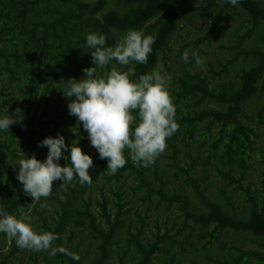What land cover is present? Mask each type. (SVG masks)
Instances as JSON below:
<instances>
[{
	"label": "trees",
	"instance_id": "trees-1",
	"mask_svg": "<svg viewBox=\"0 0 264 264\" xmlns=\"http://www.w3.org/2000/svg\"><path fill=\"white\" fill-rule=\"evenodd\" d=\"M114 1L116 9L105 10L108 0H0L3 23L0 26V96H3L0 116L14 114L16 108L23 111L21 122L11 124L8 132H0V154L11 159L17 157L14 146L21 139L25 140L23 148H27L23 152H29L28 148L38 151L39 141L57 133L69 147L77 144L86 149L87 133L68 114L67 104L72 98L64 97L63 93L67 80L82 78L83 69L96 68L95 75L100 70L91 63L89 53L93 49L85 44L88 33L104 34L105 46H115L129 29L154 35L147 63L134 62L126 67V70L133 67L136 76L157 69L159 59H166L169 41L183 19L191 14L208 15L214 6L219 12L206 36L200 38L202 42L212 33L217 34L225 15L240 8L252 22L263 47L240 50L245 64L226 81L211 82L207 76L186 69L172 78L168 91L179 128L166 139L163 153L167 154L168 162L161 173L158 170L162 163L155 160L150 166L142 167L125 150L126 163L114 174L107 173L106 160H101L105 164L101 169L103 180L95 185L99 199L93 196L91 184H81L74 176L71 182L63 184L59 194L52 191L53 198L49 195L46 199L31 200L15 178L18 166L13 163L0 174V207L17 218L22 210H31L38 217L37 222H41L39 232L58 236L53 246L66 251L45 258L44 264H87L86 251L82 248L85 239L93 243L89 264H153L158 260L157 254L169 252L162 247L164 242L169 246L172 242L180 244L168 232L144 243L143 219L137 211L138 222L129 219L132 210L129 207L134 200L144 206L154 197L157 203L176 204L183 225L178 236L191 230L196 234V244L204 251L196 249L191 264H205L204 259L209 262L206 264H264V178L257 194L251 193L250 185H243L250 159L254 153H260L255 138L257 125L262 124L264 116V2L239 0L233 6L227 0ZM250 35L248 31L237 36L234 48L247 42ZM193 47L198 52L196 43ZM230 64H224L212 77L228 75ZM255 98V113L250 116L247 107ZM132 114L135 118V111ZM199 139L206 140L208 147L202 154L198 148L193 157L192 148ZM181 152L187 159L184 165L179 159ZM40 154H34L35 158ZM61 160L63 166L67 161ZM197 168L201 169L202 178L214 169L229 186L233 185V191L239 192L246 202L245 211L236 213L210 197L206 187L202 188L195 178ZM171 179H181L184 187L174 190L168 186ZM93 199L97 214L93 211L96 209L92 210ZM3 235L0 233V240ZM223 236L236 239L232 243L220 241L224 253L215 258L209 256L215 242ZM242 242L252 243L254 247L242 249ZM4 244L0 243V247ZM19 250L11 240L8 255L0 264L11 262ZM175 257L172 252L167 264H173Z\"/></svg>",
	"mask_w": 264,
	"mask_h": 264
},
{
	"label": "clouds",
	"instance_id": "clouds-1",
	"mask_svg": "<svg viewBox=\"0 0 264 264\" xmlns=\"http://www.w3.org/2000/svg\"><path fill=\"white\" fill-rule=\"evenodd\" d=\"M238 2L227 0L233 6ZM154 42V35H143L133 29H129L115 46H105L106 37L102 33L91 32L85 37L86 46L93 49L89 53L91 63L98 68H105L113 60L121 66H128L131 62L146 64ZM192 56L199 64L196 51L192 52ZM181 60H188L187 51L181 54ZM95 72L96 68L87 67L79 80H67L63 96L72 98L67 104L68 114L74 116L86 131L90 146L96 150L98 158L106 160L109 173L114 174L125 165V150L134 163L147 167L163 153L166 139L179 128L174 119L175 106L169 95L166 75L161 74L159 69H153L136 76L133 67L126 71L112 68L103 76H97ZM22 119L20 108H16L14 114L0 116V132H8L11 124ZM37 147L47 148L43 161L32 155L24 156L15 164L18 166L15 178L31 200L47 198L53 190L54 181L64 184L71 182L75 176L81 184L91 183L89 169L93 167L92 158L83 153L77 144L69 147L64 137L57 133L55 137L48 136L39 141ZM61 159L67 161L63 166L59 163ZM0 233L14 240L18 248L44 250L50 256L66 251L53 246L58 239L55 233L36 232L27 217L21 215L17 218L2 207ZM72 258L78 259L75 255Z\"/></svg>",
	"mask_w": 264,
	"mask_h": 264
},
{
	"label": "rangeland",
	"instance_id": "rangeland-1",
	"mask_svg": "<svg viewBox=\"0 0 264 264\" xmlns=\"http://www.w3.org/2000/svg\"><path fill=\"white\" fill-rule=\"evenodd\" d=\"M258 1L260 3L264 2V0ZM199 6H201V2H199ZM111 9H116L114 0H108V3L105 6V10ZM211 9L212 11L208 15H189V17L183 19L179 23L176 32L172 35L168 44V51L165 53L166 59L163 61L162 58H160L157 65V69L161 70V74L166 75V78L168 79V85L172 82V78L182 74L184 69L191 72L195 71L197 73L205 75L211 82H220L223 80L226 81L229 78H233L235 73L239 71L240 67L244 66L245 64L242 54L239 53L240 50H252V48L263 47L262 43L259 40L258 33L253 28L252 22L240 8H235L228 15H225V21L222 22L221 25L217 28L216 32L218 35L216 33H212L208 40L202 42L200 38L206 36L209 25L212 23L215 14L219 12V8H217L216 6L212 7ZM2 24V20H0V26H2ZM248 31H250L251 34L250 39L244 44H241L238 48H234L236 37L241 36ZM122 38L123 37H120V39ZM195 43L196 48L198 49L197 54L200 60L199 64L196 63V58H194V60H191V58L193 57L192 52L196 51L193 47ZM183 44H185L186 46L183 48V50H181V46ZM185 51L188 52L187 61L181 60V54ZM227 62L231 63L230 65H227L228 75L222 74L220 77H212L213 72H219L221 69H223V65ZM126 67L127 66H121L117 64L115 60H113L109 62L107 67L100 68L97 75L103 76L112 68H116L119 71H126ZM2 97L0 96V99H2ZM256 104V98L251 103H249L247 112L250 116L255 113L254 110L256 109ZM256 134L257 138H255V141L257 143V146L260 147V153H254L252 158L250 159V168L247 170L243 185H250L251 193L257 194L261 190V178H264V116L262 124L257 125ZM84 138L87 140L86 149L83 147V145L77 146L83 153L88 154L92 158L93 167L89 169V174L92 180L91 183H86V185L91 184L92 188L94 189L93 196H95V199L97 200L99 199V196L98 192L96 191L95 185L99 183L100 180H103V171H101V169L102 167H105V164L101 162L102 159L98 158L97 152L90 146L87 136ZM17 141L18 142L14 146V148H16L15 150L17 157L11 159L9 155L0 154V174L4 173V168L9 167L13 163L16 164L17 161L24 158V156L28 157L36 153H42L37 158L41 161H43L44 159L43 156H46L47 150L44 147H39L38 151L28 148L29 152H23L27 150V148H23L25 140L21 139ZM207 147L208 142H206V140L204 141L199 139V141L196 142L192 148L193 157L195 156V151L198 148L199 152L202 154L207 150ZM166 155V153H161L155 159L159 163H162V165L159 166L158 173H161L166 169L165 164L168 162L166 159ZM179 159L181 161V165H184V163L187 162V159L184 157L182 152L180 153ZM62 161L63 160H60L59 162ZM194 175L198 180L199 185L202 188L206 187L207 194L210 197L218 199L226 208H228L229 210H233L236 213H242L245 211L246 202L243 196L239 192L233 191V185L229 186L228 181L220 178L214 169L207 171L204 178H202V171L201 169L197 168ZM165 177L168 178L167 175ZM60 183L61 182L59 181H54L52 185V191H55L59 194V190L64 188V185ZM168 186H172L174 190H177L180 187L183 188L184 184L181 179H171ZM49 195L52 198L55 196V194L52 192ZM108 197L110 200H112L110 195H108ZM50 202L51 201L48 202V205ZM129 208L132 209L129 216V219L132 221V223L138 222V218L135 215L136 211L144 221V225L146 226L144 227L143 235L144 243L154 239L157 235L162 236L164 232H168V236H171L173 238V241L180 242V244L172 242L170 246L167 242H164L165 244H162V247L165 249H169V252L157 254L158 260L154 261L153 264H167L172 252H175L176 254L175 261H180L177 264H191L190 261L193 259V252L196 249H198V251L201 253L204 251L200 244H196L197 237L195 236L196 234H193L194 231H186L185 233H181L178 236L177 233L178 231H181L183 229V225L182 217L180 216L176 204L167 206L163 201L157 203L156 198L154 197L151 201L146 202L144 206L134 200L132 206H130ZM92 210L97 214L98 208L94 204V199L92 200ZM21 215L28 218V221H30L34 231L39 232L37 228L39 225H41V222H37L38 217L34 212L32 214L31 210H22L20 216ZM235 239L236 237L231 236L221 237L219 239V242H215L213 248L211 249V252H213V254L209 252V256L215 258L222 252L224 253L225 249H221L220 241H223L224 243H232L233 241H235ZM2 242H4L5 244L0 247V262L8 255L7 253L9 252L11 246V240L8 239L5 234L3 235V240H0V243ZM240 246L242 247V249H247L248 246L254 247V245L249 242H242ZM82 248L86 251V254L84 253L85 260L87 264H89L93 253V243H91L88 239H85ZM45 258L50 259V255L47 251H34L31 249L20 248L19 252L15 255V258L11 262H6V264H44ZM113 260L117 261V259L114 257ZM175 261L173 264H176ZM204 261L205 264L208 262V260L206 259H204Z\"/></svg>",
	"mask_w": 264,
	"mask_h": 264
}]
</instances>
